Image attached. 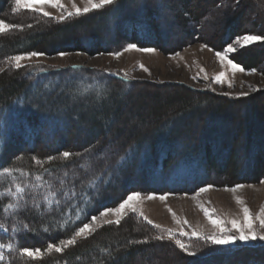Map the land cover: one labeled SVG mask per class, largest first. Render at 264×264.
I'll list each match as a JSON object with an SVG mask.
<instances>
[{
    "label": "trees",
    "instance_id": "trees-1",
    "mask_svg": "<svg viewBox=\"0 0 264 264\" xmlns=\"http://www.w3.org/2000/svg\"><path fill=\"white\" fill-rule=\"evenodd\" d=\"M13 1L0 0V19L14 16ZM225 5L232 8L225 38L215 36L220 49L237 35L264 30V0H227ZM252 6L255 18L249 22L243 16ZM156 8L154 0H112L67 19L27 20L20 29L0 33V63L16 54L44 50L94 55L126 44L164 50L180 46L182 39L171 38L174 21L166 15L168 27L162 26L154 16ZM192 11L186 9L185 17L177 15L176 24L188 27L189 18L197 20ZM229 58L245 70L257 69L264 61V43L245 46ZM136 82L121 73L84 65H35L0 73V244L7 246L0 264H148L137 259L138 253L162 248L167 252L171 243L143 240L147 229L132 219L99 228L60 252L39 258L27 252L44 250L72 235L131 191L184 193L213 184V177L224 184L262 177L264 141L260 140L255 155H247L240 143L244 125L238 108L249 105V100L235 103L184 84L164 83L156 88L170 94L154 96L148 107L142 103L145 87ZM72 91L78 92L74 101L68 97ZM228 115L237 119L236 134L224 144L208 131L217 130L218 118ZM258 122L264 129V119ZM197 125L201 130L195 136ZM113 127L111 137L107 131ZM77 131L82 138L72 136ZM178 144L183 146L177 149ZM113 166L117 168L112 170ZM260 249L209 255L173 249L171 254L157 255L156 264H264Z\"/></svg>",
    "mask_w": 264,
    "mask_h": 264
},
{
    "label": "rangeland",
    "instance_id": "rangeland-1",
    "mask_svg": "<svg viewBox=\"0 0 264 264\" xmlns=\"http://www.w3.org/2000/svg\"><path fill=\"white\" fill-rule=\"evenodd\" d=\"M111 1L14 0L12 12L15 14L14 16L4 15V18L0 19V33L20 29L27 20L33 22L67 19L70 15L76 16L95 10ZM219 1L223 5L219 6L217 4ZM219 1L154 0L157 6L154 16L160 19L162 26L164 24L167 26L163 17L168 15L174 21L171 38L183 40L180 46L172 47L174 49L144 48L126 44L117 50L110 49L94 55L77 50L27 52L5 58L0 63V73L35 65L53 68L84 65L98 71H113L132 78L137 81V85L145 87L146 99L142 103L148 107L152 104L151 99L154 96L167 97L170 94L163 88H156L164 86V83L184 84V88L190 87L206 95L234 100L235 103L238 100L246 103L247 99L250 101L249 105L246 103L238 108L239 119L244 125L240 143L243 148H246L244 152L247 155H255L256 148L261 147L260 140L264 141V129L259 128L258 122L261 118L264 119V61L257 69L245 70L241 65L233 62L229 56L245 46L264 43V30L262 29L258 35H237L223 49H220L215 36L220 39L225 38L230 15L228 11L232 6L225 5L227 0ZM238 4H236L237 10L241 9V5ZM186 9L193 10L198 18L197 20L189 18L188 27H181L177 15L180 14L183 17L186 15L184 13ZM243 17L248 18L249 22L254 20L253 6L251 10L247 9L244 12ZM177 21L178 24H176ZM250 24L252 23H248L252 28ZM109 25L108 22L106 24L108 31ZM105 37L107 39L105 42L111 39L110 35ZM76 94L78 95V92L72 91L68 97L74 101ZM130 118L132 123L134 115ZM218 121L220 124L218 129L212 128L214 132H208L214 134L215 138L219 135L220 140L226 144L231 136L236 134L237 119L234 115H228L221 116ZM205 122L208 126V119ZM199 126H195L193 132L195 136L198 130H201ZM113 132L114 127L108 129L107 134L112 137ZM45 133V139L48 138L47 142L50 143L51 140L47 137L49 134ZM81 133V131L72 132V136L82 138ZM255 135H260V138L255 139ZM182 146L178 144L175 148L180 149ZM158 148L161 147L158 145ZM105 152L106 149L101 153ZM90 157L92 160L93 156L90 155ZM240 160H244V157L242 156ZM261 160L264 161V157ZM87 163L88 160H85L84 165ZM116 168L117 166H113L112 170ZM138 171L139 169H136L134 174ZM213 178V184L203 185L191 192L157 193L145 190L128 192L117 204L93 215L72 235L48 244L44 250L34 249L27 253L31 257L39 258L51 251L60 252L77 240L90 236L99 228L117 226L131 219L133 223L135 221L147 229V235L143 236V240L171 243V246L167 245V252L170 254L173 249L182 250L191 255L240 250L246 253L247 249L261 250L260 248L264 250V172L261 178L232 184H224L222 179ZM6 249L7 246L0 244V261ZM167 252L163 248L155 252H140L137 259H142L148 264H156V256Z\"/></svg>",
    "mask_w": 264,
    "mask_h": 264
}]
</instances>
